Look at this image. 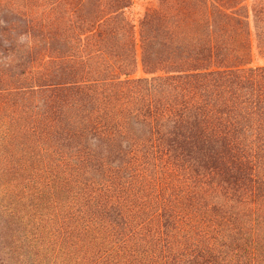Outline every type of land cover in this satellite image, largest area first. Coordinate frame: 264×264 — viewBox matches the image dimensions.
<instances>
[{
  "label": "trees",
  "instance_id": "16d2710c",
  "mask_svg": "<svg viewBox=\"0 0 264 264\" xmlns=\"http://www.w3.org/2000/svg\"><path fill=\"white\" fill-rule=\"evenodd\" d=\"M244 1L0 0V264H264Z\"/></svg>",
  "mask_w": 264,
  "mask_h": 264
},
{
  "label": "rangeland",
  "instance_id": "374dc122",
  "mask_svg": "<svg viewBox=\"0 0 264 264\" xmlns=\"http://www.w3.org/2000/svg\"><path fill=\"white\" fill-rule=\"evenodd\" d=\"M254 1L255 0H245L244 1V5L248 9L250 15H251V6ZM157 2L158 0H133V4L131 8L129 9L128 14L130 18L133 20V22L135 23L136 29L139 28V21L142 18L145 11L148 8L156 5ZM262 62L263 61L258 56H256V63H262ZM136 76H144V72L141 66L138 68Z\"/></svg>",
  "mask_w": 264,
  "mask_h": 264
}]
</instances>
